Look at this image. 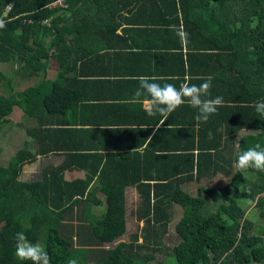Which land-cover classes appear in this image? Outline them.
Wrapping results in <instances>:
<instances>
[{
	"label": "trees",
	"instance_id": "trees-1",
	"mask_svg": "<svg viewBox=\"0 0 264 264\" xmlns=\"http://www.w3.org/2000/svg\"><path fill=\"white\" fill-rule=\"evenodd\" d=\"M132 11L133 17H143L134 22L144 24V42L137 48L165 60H149L147 66L169 69L168 62L182 66L185 61L186 82L199 85L210 78L204 98L221 96L223 103L206 121L196 120L198 110L191 106V123L159 127L151 136L139 130L143 138L132 153L102 162L82 144L100 131L92 123L66 119L73 110L66 100L71 55L89 54L90 42L82 39L114 32L126 19L123 12ZM0 19L5 21L0 64L15 66L10 74L0 70V129L19 108L23 119L16 125L35 146L32 150L24 142L6 166L0 163V264H22L14 254L18 231L42 242L50 264H88L90 248L115 242L100 251L97 264H145L153 256L140 251L157 250L174 206L182 214L174 226L173 264H264V234L254 232L240 205L241 199L255 200L264 220V170L236 167L241 150L264 146V115L254 108L264 100V0H0ZM50 59L58 67L54 79L45 72ZM18 79L27 80L21 91L14 89ZM57 116L62 120H49ZM142 144V151H135ZM58 151L65 152L59 165L42 170L35 180L19 179L24 165ZM73 169L84 177L65 180L64 172ZM218 174L230 176L227 184L200 185ZM186 183L199 184L194 196L182 190ZM130 186L138 194L136 212L147 231L139 244L135 234L128 243L120 241ZM103 204L105 211L95 213ZM209 205L216 206L214 211H206ZM73 216L92 244L84 245L66 225Z\"/></svg>",
	"mask_w": 264,
	"mask_h": 264
},
{
	"label": "crops",
	"instance_id": "crops-1",
	"mask_svg": "<svg viewBox=\"0 0 264 264\" xmlns=\"http://www.w3.org/2000/svg\"><path fill=\"white\" fill-rule=\"evenodd\" d=\"M123 15L126 19H121L118 22L119 26L114 32L82 39V42L87 40L90 42L87 44L90 53L85 54L84 50H81L82 54L71 55L74 70L69 76L71 78H67L69 91L66 100L72 105L73 110L67 114L66 119H72L77 123H92L93 127L100 131L85 138L82 144L89 146V154L102 156V162L108 156L118 157L122 154L132 153V146H136V143L143 138V133H140L139 130H149L151 136L159 127H171L170 124L175 123L181 125L182 122L191 123L193 120L191 106L188 104L181 105L167 114H148V105L143 103L146 93L141 90V95L136 96L139 78L147 76L153 78L154 82L172 83L179 87L189 78L187 63L184 61V65L175 66L168 62L169 69L164 67L165 64L159 66L152 64V67L149 68L147 66L149 60L159 64L165 60L157 59L156 61L154 57L150 58L149 55H146L144 50L137 48L140 42H144L145 32L141 30L144 28V24L134 21L142 20L143 17H133L134 11L130 14L123 12ZM94 49L95 52H92ZM78 56L80 59H77ZM46 66L47 77L54 79L58 69L56 62L50 59ZM181 67L183 68L181 69ZM22 116L21 110L14 108L9 116L8 124H18L23 119ZM62 118L57 116L49 120L57 123ZM29 122L33 126L36 125V120L33 118H29ZM241 134L242 132L238 134V137ZM18 137L20 139L24 137L20 146L24 142H29L30 149L35 150L33 142L24 131L23 135H18ZM10 141L14 145L19 143L12 136ZM20 146H17L16 150ZM143 147L144 144L135 151L141 152ZM64 155L65 152L58 151L51 152L47 156H38L35 162L24 165L21 173L24 170L27 171L30 166H38V163L44 164L40 172L56 167L63 161ZM218 175L221 176V174ZM83 177L82 170L73 169L64 172V179L68 181ZM214 178L215 176H212L205 180L212 182ZM183 186L188 185H181L182 190ZM211 186L219 187L212 184ZM128 192H131L133 198L138 199V194L133 186L126 189L125 199ZM186 192L190 193L188 190ZM190 194L192 195V192ZM98 198H101L100 194H98Z\"/></svg>",
	"mask_w": 264,
	"mask_h": 264
},
{
	"label": "rangeland",
	"instance_id": "rangeland-1",
	"mask_svg": "<svg viewBox=\"0 0 264 264\" xmlns=\"http://www.w3.org/2000/svg\"><path fill=\"white\" fill-rule=\"evenodd\" d=\"M15 69V66L11 64H0V70L3 71L6 74L12 73V71ZM17 84V86H16ZM27 85V82L24 80H19L14 82V89L15 91H21L22 89L25 88ZM16 86V87H15ZM6 89V88H5ZM2 93H5L4 88H1ZM23 135L22 129H20L18 126L15 124H2L1 129H0V163L4 166L7 165L8 159L14 154V150H16L17 146L21 145V141L24 137H21V139L18 137V135ZM13 137V139L19 141L16 145H14L10 141V137ZM21 147V146H20ZM43 163H38V166L32 167L30 166L28 170H24L22 173L19 175L20 180H35L39 177V172L41 168L43 167ZM26 172V173H25ZM230 176H220L216 175L214 178V181L210 182L207 180H202L201 181V186H207V187H213L212 185L222 187L227 184L229 181ZM211 183V184H210ZM188 186H183L184 191H190L192 192V195L194 196L196 194L197 187L199 184L196 183H186ZM102 199V196H101ZM139 204V199L133 198L131 192H128L126 195L125 199V208H126V228H125V233L121 236L120 241L128 243L131 239V235L135 234L138 236V244L141 243V237L143 234H146L147 231L143 230L144 224L141 220H139L137 216V207ZM255 200H250V199H241L240 200V205L243 206L245 209V217L252 221L253 223V228L255 233H263L264 234V220L260 219L258 214H257V209L254 206ZM216 208L215 205H209L207 207L206 211H214ZM105 211V205L103 204L101 207L96 208L94 210L95 213L100 214L101 212ZM182 214V210L179 206H174L172 209V216H171V221L166 227V231L164 233H161L160 235V240H159V245L156 246V251H146L145 249L140 251V254H151L153 256V259L151 261L145 262V264H173V259L170 258V252L172 247L178 242V237L175 234L174 231V226L178 219L180 218ZM69 228H72L73 234L77 235L79 233V236L81 237V242L86 244H92V243H87V230L86 228H83V224L77 220L76 217L73 216V221H67ZM151 232V231H149ZM151 236V233H148ZM39 244L42 245L41 241H38ZM73 243L75 246H77V240H73ZM116 243V242H115ZM115 243L104 245V249L111 248L115 245ZM43 246V245H42ZM103 248H90L89 250V260L88 264H97L99 258H100V251H105ZM172 257V255H171Z\"/></svg>",
	"mask_w": 264,
	"mask_h": 264
},
{
	"label": "clouds",
	"instance_id": "clouds-1",
	"mask_svg": "<svg viewBox=\"0 0 264 264\" xmlns=\"http://www.w3.org/2000/svg\"><path fill=\"white\" fill-rule=\"evenodd\" d=\"M4 24L5 21L0 19V28H3ZM210 87V78L199 85L184 82L177 87L172 83L160 84L154 82L153 78L141 76L136 96L141 95V90L146 93L143 103L148 105L149 115L167 114L181 105L188 104L198 110L196 120L206 121L210 114L216 112L217 106L223 103L221 96L204 98ZM254 108L258 114L264 115V100L257 101ZM236 167L264 170V146L256 144L241 150L236 158ZM13 239L14 254L22 264H50L48 253L43 246L29 240L23 231L16 232ZM68 264H76V261L69 260Z\"/></svg>",
	"mask_w": 264,
	"mask_h": 264
},
{
	"label": "built area",
	"instance_id": "built-area-1",
	"mask_svg": "<svg viewBox=\"0 0 264 264\" xmlns=\"http://www.w3.org/2000/svg\"><path fill=\"white\" fill-rule=\"evenodd\" d=\"M54 4H55V3H54ZM56 4L60 5V2L58 1ZM8 10H9V6H7V7L5 8V10H4V12H3V16L6 15V13L8 12ZM44 23H46V22L44 21Z\"/></svg>",
	"mask_w": 264,
	"mask_h": 264
}]
</instances>
